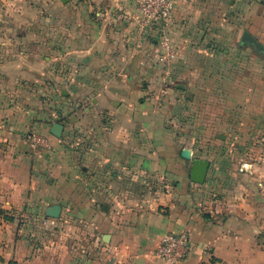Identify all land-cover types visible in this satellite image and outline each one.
Listing matches in <instances>:
<instances>
[{"label": "crops", "instance_id": "1", "mask_svg": "<svg viewBox=\"0 0 264 264\" xmlns=\"http://www.w3.org/2000/svg\"><path fill=\"white\" fill-rule=\"evenodd\" d=\"M3 1L0 264H164L161 238L181 232L183 264H264V137L221 132L214 162L163 139L150 123L162 100L142 98L162 50L132 0ZM32 129L50 141L41 155ZM196 159L208 162L202 183L190 179Z\"/></svg>", "mask_w": 264, "mask_h": 264}, {"label": "rangeland", "instance_id": "2", "mask_svg": "<svg viewBox=\"0 0 264 264\" xmlns=\"http://www.w3.org/2000/svg\"><path fill=\"white\" fill-rule=\"evenodd\" d=\"M21 2L26 5L30 0ZM3 4L1 0L0 26L8 16ZM162 28L177 56L159 65L158 76L142 98L162 100L158 117L150 123L165 129L168 137L163 139L175 137L178 148L188 147L193 155L214 162L221 145L219 133L226 131L229 142L236 129L254 126L264 137V0H174ZM244 34L262 49L242 40ZM82 117V126L87 127L88 120ZM143 124L149 121L139 125Z\"/></svg>", "mask_w": 264, "mask_h": 264}, {"label": "built area", "instance_id": "3", "mask_svg": "<svg viewBox=\"0 0 264 264\" xmlns=\"http://www.w3.org/2000/svg\"><path fill=\"white\" fill-rule=\"evenodd\" d=\"M134 4V20L140 30L157 29L156 42L162 50L157 61L166 65L172 60L177 50L170 36L167 35L162 26L168 22L173 11L174 0H132ZM26 139L34 155H41L50 148L48 137L42 132L30 130ZM264 239V232H262ZM191 248L188 233H166L160 240L155 250V256L164 264H183Z\"/></svg>", "mask_w": 264, "mask_h": 264}, {"label": "water", "instance_id": "4", "mask_svg": "<svg viewBox=\"0 0 264 264\" xmlns=\"http://www.w3.org/2000/svg\"><path fill=\"white\" fill-rule=\"evenodd\" d=\"M242 40H247L248 42L252 43L256 48L262 49L261 46L257 44V42L251 36L247 34H244ZM62 129H63L62 124L53 123L50 127V132L53 135L59 137L61 135ZM181 156L189 159L191 157V151L189 149H183L181 151ZM207 167H208V162L206 160H199V159L194 160L191 166L190 179L193 182L202 183L205 178ZM58 213H59V206L53 205L48 214L51 217H57Z\"/></svg>", "mask_w": 264, "mask_h": 264}]
</instances>
